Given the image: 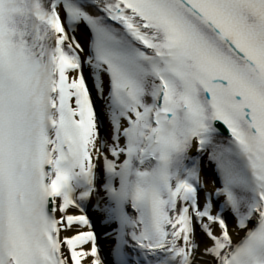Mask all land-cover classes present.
I'll return each instance as SVG.
<instances>
[{
    "label": "snow or ice",
    "instance_id": "obj_1",
    "mask_svg": "<svg viewBox=\"0 0 264 264\" xmlns=\"http://www.w3.org/2000/svg\"><path fill=\"white\" fill-rule=\"evenodd\" d=\"M89 204L111 264H264V0H0V264H105Z\"/></svg>",
    "mask_w": 264,
    "mask_h": 264
},
{
    "label": "bare ground",
    "instance_id": "obj_2",
    "mask_svg": "<svg viewBox=\"0 0 264 264\" xmlns=\"http://www.w3.org/2000/svg\"><path fill=\"white\" fill-rule=\"evenodd\" d=\"M69 35H73V33L71 32V30H69ZM75 36L76 39L81 43L82 46L87 47L88 41L90 39V36L86 33L85 29L83 26H81L76 32H75ZM85 77L86 80L89 84V87L91 88V80L88 78L89 77V73L88 70L85 69ZM93 96L95 97V93L93 92ZM96 107L97 110L101 109V106L99 104V102H96ZM216 172L214 171V166L209 165L208 161L206 158H202V170H201V176L203 178V180L205 181V184H203L204 190L203 192H208V191H212L214 192V190L220 186V181H218L216 178ZM223 198L221 197L219 201H217L216 198L213 199L214 203H215V211H218V207L216 205H218V203L222 202ZM70 214L73 215H79L81 214L80 212H76L72 209H70ZM85 214L88 215L90 221H94L96 226H99L100 224L103 225V223L101 222V218H98L97 216H99L94 210L91 204L88 205L87 211L85 212ZM100 217V216H99ZM97 218V219H95ZM227 222L229 224L230 230L233 231L234 233V239L239 240L240 237L243 236V232H240L239 235H236V228H235V219L233 216H231L230 214H228V219ZM79 231H92V228L89 229V227L87 225L82 226L78 229ZM112 229L110 227H108L106 229V231H100L98 233L97 236V244L100 250V254L102 259L104 260L105 264H111V255H110V251L112 246L114 245L115 241L112 238L106 237L105 236V232H110ZM66 235H74L75 231H69L67 233H65ZM199 238L203 239V236L198 234ZM85 248H88L89 245H85Z\"/></svg>",
    "mask_w": 264,
    "mask_h": 264
}]
</instances>
